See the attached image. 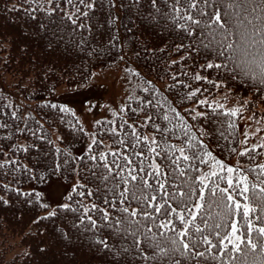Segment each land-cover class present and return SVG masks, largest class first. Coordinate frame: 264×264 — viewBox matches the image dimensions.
Wrapping results in <instances>:
<instances>
[{
  "label": "trees",
  "instance_id": "1",
  "mask_svg": "<svg viewBox=\"0 0 264 264\" xmlns=\"http://www.w3.org/2000/svg\"><path fill=\"white\" fill-rule=\"evenodd\" d=\"M194 2L195 9L181 3L176 5L180 8L176 12L174 0H0V69L12 73V84L18 89L16 93L7 90L8 100L0 88V264H240L249 247V236L258 245L259 258L264 237L248 232L240 216L235 219L240 221L239 234L244 239L241 253L233 252L227 240L220 242L230 228L217 229L214 225L230 224L232 218L217 215L221 210L215 207L205 208L195 226L202 228L203 236L216 247L203 244L201 234L190 228L191 240L196 244L185 253L178 243L171 242L176 233L160 227L169 220L177 231L184 227L175 213L167 211L169 205L184 211L179 195L171 199L164 192L176 193L178 187L183 191L198 189L199 175L205 167L199 160L182 159L177 167L172 159L179 153L172 145L182 146L187 155L203 156L205 160L209 159L205 153L222 161L235 155L236 167L249 177L250 183L259 185L264 179L258 175V165L264 164V147H259L264 144V119L257 134L261 136L259 143L238 148L242 113L239 106L261 119L264 87L253 84L233 61L227 63L228 69L234 71L207 67L209 63H225V58L217 55L219 45L208 35L221 39L219 33L223 30L213 22L216 12L233 33L229 41L247 48L248 60L259 59L264 52L260 43L264 37V4L260 0ZM3 12L6 16L1 17ZM187 15H192L199 25L183 18ZM188 29L193 35H188ZM240 32L246 34V43L239 40ZM124 51L135 66L129 91L111 115H101L94 122L90 141L75 149L86 138L75 112L57 100L37 95L60 83L86 82L95 68L118 61ZM238 57L244 58L243 52ZM196 89V95H190ZM215 94L218 99H211ZM229 94L235 103L227 102ZM27 96L32 105L22 111L19 100ZM204 100L208 103H199ZM232 109L240 110L237 116L221 114ZM199 112L207 116H197ZM230 123L236 127H229ZM185 126L190 136L198 138L193 141L195 148H188ZM133 131L149 140L137 142ZM153 137L159 142V156L149 151ZM245 149L250 150L249 154L240 156ZM101 154L107 159H101ZM154 164L160 165L161 175L153 171ZM130 170L138 176L136 181L130 180ZM181 171L185 175L181 176ZM47 173L66 181L74 176L62 201L49 209L40 202L38 190L19 187L29 178L43 181ZM141 177L151 188L145 187ZM161 183L165 184L163 190L159 188ZM219 183L221 188L227 187L223 181ZM125 188L135 192L138 199H132L129 193L123 200L120 193ZM153 195L157 200L148 207L144 197ZM197 199L194 196L189 202L185 198V203L191 208ZM237 199L245 202L239 196ZM156 203L164 206L160 213L155 212ZM251 203L257 207L251 217L255 226L264 227V213L255 202ZM125 207L129 212L122 211ZM132 210H137L135 217L130 215ZM145 212L150 217L143 215ZM184 215L190 218L186 211ZM138 240L141 243L137 244ZM14 244L18 250L6 256ZM157 244L168 251L167 256L158 252ZM198 252L204 255H196ZM252 260L250 254L248 264Z\"/></svg>",
  "mask_w": 264,
  "mask_h": 264
},
{
  "label": "snow or ice",
  "instance_id": "2",
  "mask_svg": "<svg viewBox=\"0 0 264 264\" xmlns=\"http://www.w3.org/2000/svg\"><path fill=\"white\" fill-rule=\"evenodd\" d=\"M205 3H207V0H204ZM261 4H264V0H260ZM153 3H155V0H153ZM181 3H188L189 8L195 9L197 7V3L194 2V0H174V10L176 12L180 11V8L176 7V5H179ZM229 7L232 5L229 4ZM225 16L228 15V13H224ZM186 18L188 21H191L195 25H199V21L195 20L192 15H187ZM218 29L223 30L219 33L221 39L216 40L215 36L212 33H209L208 35L213 37V41H215L219 45V51L217 52V55L220 57L225 58V63H217L212 64L209 63L207 65L208 68H216V69H228V63L227 61H233L236 65V69H239L241 73L246 76L248 79L252 81L253 84H259L260 86L264 87V52L260 53L259 59L257 60L255 57L253 59L248 60L246 57L249 55L247 48L241 49L239 44L229 41V36L233 35L230 29L227 28L226 21L222 19V16L219 12H216L214 14V21H213ZM188 35H193V32L191 29H188ZM239 40L243 42H247V36L245 33L240 32L238 33ZM212 41H210L211 43ZM201 43H203L201 41ZM255 43V41H253ZM260 43L264 45V37L261 38ZM205 48H208V44L203 45ZM243 52L244 58H239L238 53ZM229 71H234L233 69H228ZM197 79H202V77L197 76ZM219 87V85H216ZM199 89H196L194 92H192L190 95L194 96L196 95V92H198ZM259 91V89H258ZM200 104H207L208 102L206 100L200 101ZM55 107V105H53ZM211 107V105H209ZM218 108H223V105H218ZM239 109H232L226 112L221 113L222 115L235 117L239 113ZM216 109H213V113L215 114ZM197 116L206 117L207 113L199 112L197 113ZM177 117L179 118V113H177ZM196 117L194 116L193 119ZM149 120L152 119L151 116L148 117ZM165 120H168V116L165 115ZM182 119V118H181ZM229 127L235 128L236 125L234 123H230ZM187 126H185V136L188 137V148H195L196 144L193 143V141H197V137L190 136L189 132L186 130ZM115 131V130H113ZM157 131H160V129L157 127ZM132 135L136 138L137 142H139L141 139L144 141H148L149 137H140L137 136L135 131H133ZM247 135V134H245ZM247 141L245 140L244 143ZM93 143H96V141H93ZM201 147L203 146V142H199ZM135 147V145H133ZM157 147H159V142L153 137L151 138V145L149 146V151L156 153L157 156L160 155L159 152H157ZM259 147H264V144L259 145ZM172 149L174 152H178L179 156L175 159H172V163L176 164L177 167H179V160L183 161H190V160H199L201 163L210 165L211 171L203 174L199 178V188H192L190 191H183L179 190L176 193H168L164 192L165 197L174 199L176 195H179L180 201L179 203L184 204V211H186L190 218L186 219L184 215V211H178L177 208L172 207L169 205L168 207V213H175L177 218L180 220V222L184 225L182 229L179 231L176 230L175 226L173 225L172 221L169 220L167 223L161 224V228L170 229L172 232L176 233L175 238H170L172 244H179L185 253L192 250V248L195 247L196 241L191 240V232L190 228H194L195 233H199L202 236L201 242L203 244L209 245V247H216L212 243L211 240L208 239L207 236H203V229L200 227L195 226V221L197 220V217L200 216L205 208L212 209L213 207L220 209L221 211L217 213V215H223L226 217H230L231 223L230 224H215V228H221V227H229L230 232L227 233L224 237L221 238V243H223L224 240H227L228 243L232 244V251L235 253H241V244L244 243V239L239 234L240 233V221L235 219L236 216H240L244 220V224L246 225V230L248 232H257L261 237H264V227L257 228L252 220V214L257 212V207H253L251 202H255L261 213H264V179L260 180V184L257 185L255 182L250 183L249 177L242 173L240 167H232L230 165H227L222 160L216 159L214 156H212L211 153H205L209 159L205 160L203 156L199 155H192L189 156L186 154L185 148L182 146H176L172 145ZM254 150V149H252ZM232 151H235L233 149ZM249 149H245L244 151L239 152L240 156H245L249 154ZM113 156L116 155L115 152L112 153ZM136 155H143V152H137ZM168 158V157H166ZM92 159H96L95 156L92 157ZM101 159H107V157L103 154H101ZM127 160L128 158L125 157ZM131 163V161H128ZM105 168L108 169L109 173H111L112 169L105 164ZM119 167V166H117ZM258 168L260 169L259 176L264 177V164L258 165ZM218 169V171H217ZM198 170V169H197ZM141 171H143V168H141ZM153 171L157 175H161L160 172V165L154 164L153 165ZM152 173H148V175H151ZM180 175H185L184 171L180 172ZM128 176L130 177L131 181H136L138 179V176L133 174V172L130 170L128 173ZM215 177L216 179L213 181L212 178ZM104 179H107V177H104ZM122 179H124L122 177ZM141 182L145 185V187L151 188V185L148 183L146 179L143 177L140 178ZM223 181L227 187L221 188L220 183ZM125 183H128L127 179H124ZM214 185V186H210ZM159 188L163 190L165 188V184L161 183L159 184ZM258 189V190H257ZM249 192L252 193L251 196H249ZM129 193H131L132 199H138L135 192H131L130 189L125 188L121 193V197H123V200H127L129 197ZM207 193V194H206ZM194 196H198V199L196 202L192 205L191 208L187 206L185 203V198L189 202H191L192 198ZM237 196L241 197L244 203L241 202L240 199H237ZM145 200H147V206L152 207L153 202H156L157 197L156 196H150V197H144ZM123 200L121 202H123ZM165 204L168 203V200L165 199ZM46 206V205H45ZM64 207H67L65 205ZM95 207V205H93ZM163 205L156 203L155 205V212L160 213L163 209ZM124 212H129V209L125 207L122 209ZM50 215H54V213H51ZM131 216L135 217L137 215V210H132L130 213ZM146 217H150V213H143ZM105 218H107V214H105ZM209 219L212 217L209 216ZM262 217H257V219H261ZM205 226L208 227L207 220L203 221ZM95 222L93 221V224ZM150 232L151 229H148ZM163 235V234H161ZM216 235L219 237L220 233L217 232ZM188 238V239H185ZM234 238V240H233ZM248 249L244 251L243 253V260L240 261V264H248V256L251 254L253 255V260L251 264H264V244H261L259 246V258L256 257V250H257V243H254L252 241L251 236L248 238ZM190 241V242H189ZM101 243H104L101 241ZM141 243V241H137V244ZM227 246L225 245V248ZM156 248L158 249V252L161 255L167 256L168 251L162 247H160L159 244L156 245ZM179 251L180 249H176ZM196 255L203 256V252L195 253ZM234 260H238L239 257H233ZM176 264H179L177 261Z\"/></svg>",
  "mask_w": 264,
  "mask_h": 264
},
{
  "label": "rangeland",
  "instance_id": "3",
  "mask_svg": "<svg viewBox=\"0 0 264 264\" xmlns=\"http://www.w3.org/2000/svg\"><path fill=\"white\" fill-rule=\"evenodd\" d=\"M4 16H6L5 12H3L1 17ZM133 69H135V66L130 59V55L128 52L124 51L122 57L118 61L105 67L95 68L86 82L76 85L60 83L39 93L37 97L52 101L57 100L75 112L77 118L81 121L86 130V138L84 141L79 142L74 147L75 149H81L83 143L86 145L93 137L94 122L101 115H111V111L116 108L117 105H121L124 101V98L129 91L128 85L133 82L131 79V71ZM13 79L14 77L12 76V73L0 69V85L3 86L0 88L5 92L8 100H10V95L7 94L8 89H12L15 93L18 92L16 85L12 84ZM229 96L230 97L226 98L227 102L235 103V98H232L234 96L230 94ZM217 97L218 94H215L211 96V99H218ZM24 98H20L19 105L22 111H27L32 105V101H29L31 99L28 98V96ZM239 108L242 113H239L238 126L240 143L238 148L243 149L256 145L261 140V136L257 137V134L259 135L258 130L263 123L264 113L262 114L261 119H259L258 117L252 116L250 110L242 108L241 104ZM245 140L247 141L246 143H244ZM228 158L229 159L223 162L232 167H236L238 164L236 156L232 155ZM211 170L210 165L205 164V167L202 168L199 176H202ZM73 181L74 176L71 180L66 181L59 175L47 173L43 181L29 178L28 181L20 183L19 187L23 189L35 188L38 190L40 192V202L47 206L46 209H49L55 203L62 201L63 195L69 189L68 186L72 185ZM18 248V245L14 244L8 250L10 254H7L6 256H11L16 250H18Z\"/></svg>",
  "mask_w": 264,
  "mask_h": 264
}]
</instances>
